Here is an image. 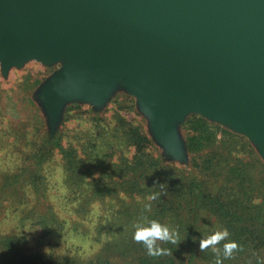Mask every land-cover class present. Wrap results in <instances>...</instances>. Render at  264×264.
<instances>
[{"label":"water","instance_id":"obj_1","mask_svg":"<svg viewBox=\"0 0 264 264\" xmlns=\"http://www.w3.org/2000/svg\"><path fill=\"white\" fill-rule=\"evenodd\" d=\"M56 68L37 101L48 130L68 103L134 98L154 143L188 162L191 114L245 136L264 161V0H0V70Z\"/></svg>","mask_w":264,"mask_h":264},{"label":"trees","instance_id":"obj_2","mask_svg":"<svg viewBox=\"0 0 264 264\" xmlns=\"http://www.w3.org/2000/svg\"><path fill=\"white\" fill-rule=\"evenodd\" d=\"M92 117V129L81 130L83 157L60 130L40 131L38 143L25 151L32 156L30 162L37 160L36 176L43 173L42 161L51 150L60 152L64 179L59 189L66 191L53 197L56 210L42 209L45 196L29 197L25 186L29 180L37 185L35 175H28L23 185L11 179L0 182V220L5 226L0 228V264H215V254L210 248L202 252L199 242L224 228L240 247L223 264H264V161L245 136L189 115L181 126L186 166L168 159L143 126L117 111L112 127L102 117ZM127 150H132L130 157ZM39 185L43 189V181ZM154 194L158 198L150 201ZM149 204L150 211L145 207ZM30 209L36 210L32 219ZM144 216L178 232L180 243L158 242L169 254L149 256L134 241L132 225ZM30 225L40 232L38 246L46 240L51 248L25 252ZM63 237L80 241L85 254L81 247L76 253L54 252L52 247ZM224 243L217 246L221 258Z\"/></svg>","mask_w":264,"mask_h":264},{"label":"rangeland","instance_id":"obj_3","mask_svg":"<svg viewBox=\"0 0 264 264\" xmlns=\"http://www.w3.org/2000/svg\"><path fill=\"white\" fill-rule=\"evenodd\" d=\"M55 68L56 66H45L38 61L30 60L20 68H10L6 76H3L0 70V182H3V180H7L8 182V180L11 179L13 184L20 183L23 185V183L26 184L28 175H35L33 171L36 167L35 162L37 160L30 162L32 156H27L25 151L32 148L33 142L38 143L39 137L37 134L40 133V131H44V129L48 131L45 116L36 98V91L41 82ZM130 99L134 101V98L128 93L121 89H117L106 105L100 110L94 111L90 105L79 102L68 103L64 109L59 126L52 134L57 133L58 130L66 133V141L67 139H71L73 141L72 143H74L78 149L80 156L83 157L84 150L81 146V142L83 141L82 134L85 130L83 132H81V130L92 129V116L94 115L97 118L102 117L105 121L110 122L109 127H112L114 123L113 112L117 111L119 114H122L126 120H132L134 124H140L147 130V120L137 109L135 101L133 102V109L129 110L131 106ZM75 103L80 104L81 107L76 108V106H74ZM69 106L72 108L68 112L67 121H64V114L67 108L69 109ZM90 110H92L93 113H90ZM181 126L180 132L183 136ZM33 151L35 152V150ZM131 154L132 150H127V157H130ZM243 157L250 160L246 155ZM115 158L114 156V159ZM42 163L43 173L40 172V175H35L32 178L37 182V185L28 179L30 184L28 182V186H25V188L27 189L29 197H46L45 202H41L42 204L39 203L42 209L47 210L49 206H53L54 210H56L57 207L53 205L55 203L53 197L58 195L61 191H66L65 189H59L64 179L61 168L60 152L56 148H53L51 150V156L45 159L44 162L42 161ZM183 165L188 166L189 162ZM42 181L44 183L43 189L39 185ZM12 185L10 186L11 188L13 187ZM30 185L36 186L38 189L35 190ZM32 205L33 203H30L28 207ZM1 208L5 209L2 204ZM35 211L36 210H31L27 213L30 219H32V213ZM4 227V222L0 220V228ZM29 227L32 229L29 230L27 239H25L22 246L26 253L33 249L35 250V248L40 250L51 248V243L45 244L46 240L38 246L37 242L40 232L39 230L34 231L32 225ZM52 240L56 241L54 237H52ZM61 240L59 246L55 244V246L52 247L54 248V252L76 253L73 250H75V248L77 249V247H81L80 250L85 254L86 246L84 245L83 250L82 246H78L81 242L77 239L63 237ZM56 243H58V241H56ZM81 251L79 252L81 253Z\"/></svg>","mask_w":264,"mask_h":264},{"label":"clouds","instance_id":"obj_4","mask_svg":"<svg viewBox=\"0 0 264 264\" xmlns=\"http://www.w3.org/2000/svg\"><path fill=\"white\" fill-rule=\"evenodd\" d=\"M163 187L164 185H160ZM159 194H154L148 199L155 200ZM146 210H151V205H146ZM132 227L135 229L133 239L136 243H141L145 247L149 256H160L169 254V250L159 246L161 243H180L178 232L171 229L168 225L160 223L158 220L149 219L147 216L142 217L139 221L134 222ZM230 233L224 228L217 230L213 234L200 239L199 246L202 252L209 248L215 254V264H223L225 259L232 258L234 252L239 250V244L236 241L229 240ZM223 244V258H221L220 248L217 247L221 242Z\"/></svg>","mask_w":264,"mask_h":264}]
</instances>
